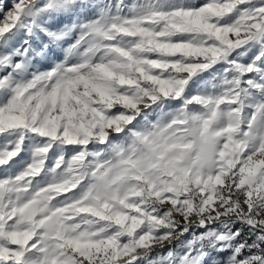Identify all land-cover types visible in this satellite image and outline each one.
I'll return each mask as SVG.
<instances>
[{
	"label": "snow or ice",
	"instance_id": "obj_1",
	"mask_svg": "<svg viewBox=\"0 0 264 264\" xmlns=\"http://www.w3.org/2000/svg\"><path fill=\"white\" fill-rule=\"evenodd\" d=\"M89 4L0 0V264H264V0Z\"/></svg>",
	"mask_w": 264,
	"mask_h": 264
},
{
	"label": "rangeland",
	"instance_id": "obj_2",
	"mask_svg": "<svg viewBox=\"0 0 264 264\" xmlns=\"http://www.w3.org/2000/svg\"><path fill=\"white\" fill-rule=\"evenodd\" d=\"M45 2H52L54 7L49 9L47 13H41L40 15L44 17V25L48 26L51 31L57 33L64 30L66 26H71L77 23L78 18L82 20L85 15L94 16L97 11L92 4H89L83 9H77L74 12L67 6L61 7L60 0H45ZM186 2L200 4L204 3L205 0H186ZM29 15L32 16L36 22L39 21V17H37L35 13H30ZM0 18H2V14H0ZM34 26V24H19L16 29H13L12 32L7 34V36L0 41V47H3L5 50H13L14 54L17 50L23 51L21 46L24 45L27 47L25 41L29 39V33L33 30ZM39 35L43 36L44 34L40 33ZM75 38L76 35L73 33L72 39L64 44V48H67L68 43L74 42ZM50 47L54 49L53 62H58L65 58L66 53L63 49L56 47L55 44L50 45ZM16 58L19 59L20 57L17 56ZM236 227H239V225H236Z\"/></svg>",
	"mask_w": 264,
	"mask_h": 264
}]
</instances>
